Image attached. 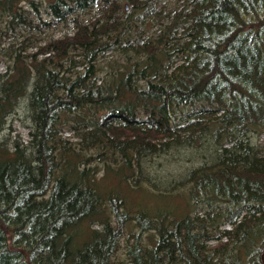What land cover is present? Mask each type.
<instances>
[{"label":"rangeland","instance_id":"1","mask_svg":"<svg viewBox=\"0 0 264 264\" xmlns=\"http://www.w3.org/2000/svg\"><path fill=\"white\" fill-rule=\"evenodd\" d=\"M49 1L13 0L8 6L0 0V97L7 92L14 94L11 108L0 120V148L17 156L23 170L31 169L37 175L44 167L38 150L32 92L42 73L52 70L61 77L75 79L87 66L83 59L85 47L92 46L97 50L95 77L87 85L107 90L116 83L118 73L130 70L134 62L140 63L167 35L182 33L183 26L187 29L193 7L191 0H97L86 9L73 4L72 12L61 20L52 14ZM193 4L196 6V2ZM97 21L122 43L113 46L108 37L85 31V26ZM181 59L174 61L180 64ZM249 61L248 65L244 62V71L236 73L235 79L264 100V53ZM184 112L191 115L171 124L163 139L160 135L152 138L150 155L137 176L142 181L130 180L128 190L120 188L121 204L116 214L110 216L107 211L108 224H93L102 234L103 247L112 246L109 256L105 250L98 251L96 264L100 260L99 264H118L126 259L129 264H181L191 251L207 264H262L263 212L246 199L264 196V174L249 171L264 159V110L244 114L245 125L229 129L221 137L216 135L221 124L218 121L224 117L229 123L238 121L243 116L240 107L227 101H201ZM92 114L91 109L89 113L66 110L59 114L61 120L48 144L52 149L47 161L51 178L59 174L65 155L77 152L87 131L84 122ZM246 149L251 150L252 157L222 164L229 161L227 152L238 158ZM96 152V147L90 149L80 168H89L100 180L113 181L116 165L109 159L97 160L93 155ZM18 166L12 165L14 174ZM237 190L243 192V197L238 198ZM11 196L7 188H2L0 207L10 205ZM149 196L154 200L174 197L176 206L171 210L179 216L185 212L188 218L182 226L180 219L157 218L163 214ZM164 226L173 235L169 247L159 252L152 245ZM111 232L116 235L113 239L109 237ZM252 232H256L254 238ZM1 234L0 248H9L10 253L26 250L32 261L40 264L56 256L44 244L38 247L26 232L8 234L13 237ZM244 244L247 247H243L241 256L236 250ZM128 254L136 259H128Z\"/></svg>","mask_w":264,"mask_h":264},{"label":"trees","instance_id":"2","mask_svg":"<svg viewBox=\"0 0 264 264\" xmlns=\"http://www.w3.org/2000/svg\"><path fill=\"white\" fill-rule=\"evenodd\" d=\"M96 1L50 0L48 4L52 14L62 20L72 12L73 4L86 9ZM12 2L5 0V5ZM191 3L187 29L183 26L182 33L167 35L140 63L134 62L130 70L118 73L116 83L107 90L98 91L87 85L95 77L97 50L92 46L85 47L83 59L87 66L75 79L46 70L35 84L32 104L44 168L38 175L31 169L23 170L17 156L0 148V191L7 188L12 195L10 205L0 207V234L13 237L8 234L26 232L38 247L44 244L56 253L52 260L42 264H96L98 251L105 250L108 256L112 253V246L105 248L101 244L102 234L93 224L97 221L108 224L107 211L110 216L116 214L121 204L120 188L128 190L130 180L142 181L137 176L141 174L145 157L150 155L152 138L162 137L171 124L189 117L191 114L184 112L186 108L201 101L218 104L227 101L240 107L243 116L238 121L229 123L226 117L218 121L221 122L216 133L219 137L229 133V129L245 125L244 114L264 110V100L235 79V75L244 71V62L248 65L249 60L264 53V0H191ZM85 31L108 37L113 46L122 43L109 30H103L98 21L85 26ZM176 58H182L180 64L174 61ZM13 95L7 92L0 97V120L11 108ZM89 109L93 114L84 122L87 131L77 152L66 154L59 174L51 178L47 161L52 149L48 144L61 120L59 114L66 110L89 113ZM95 147L97 152L93 155L97 160L109 159L116 165L113 181L100 180L92 176L89 168H80L87 152ZM250 151L246 149L238 158L227 152L229 161L222 164L252 157ZM17 164L19 171L14 174L11 167ZM249 171L264 174V159ZM236 193L238 198L243 197L241 190ZM150 199L163 214L157 218L180 219V226L188 218L185 212L179 216L171 210L176 206L174 197ZM246 201L263 212L260 225L264 226V196H252ZM172 235L169 228L162 227L152 246L162 251L169 247ZM251 235L254 238L256 232ZM115 236L113 232L109 235L112 239ZM243 247L247 244L236 253L242 256ZM10 252L9 248H0V264H40L32 261L26 250L20 254ZM130 257L136 259L134 254H128L127 258ZM260 261L264 264V250ZM180 263L207 264L195 258L192 251ZM118 264L129 262L126 259Z\"/></svg>","mask_w":264,"mask_h":264}]
</instances>
